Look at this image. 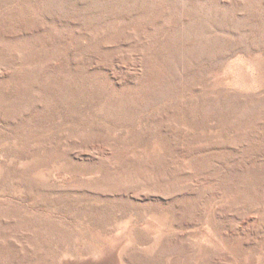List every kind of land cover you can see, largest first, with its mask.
<instances>
[{
  "label": "rangeland",
  "instance_id": "1",
  "mask_svg": "<svg viewBox=\"0 0 264 264\" xmlns=\"http://www.w3.org/2000/svg\"><path fill=\"white\" fill-rule=\"evenodd\" d=\"M0 264H264V0H0Z\"/></svg>",
  "mask_w": 264,
  "mask_h": 264
}]
</instances>
